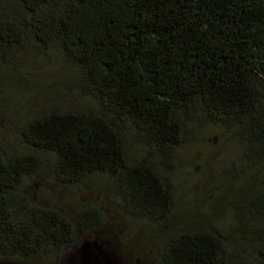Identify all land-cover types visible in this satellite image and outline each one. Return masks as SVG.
<instances>
[{
  "label": "trees",
  "instance_id": "1",
  "mask_svg": "<svg viewBox=\"0 0 264 264\" xmlns=\"http://www.w3.org/2000/svg\"><path fill=\"white\" fill-rule=\"evenodd\" d=\"M29 40L57 46L102 111L41 110L23 131L28 153L8 155L0 143V259L51 260L103 227L93 204L73 219L24 197L45 160L66 186L111 176L118 207L168 228L180 199L158 160L171 169L207 121L229 132L234 169L250 173L239 231L254 245L240 251L215 226L179 228L162 264H264V0H0V52ZM128 127L146 156L130 154Z\"/></svg>",
  "mask_w": 264,
  "mask_h": 264
},
{
  "label": "rangeland",
  "instance_id": "2",
  "mask_svg": "<svg viewBox=\"0 0 264 264\" xmlns=\"http://www.w3.org/2000/svg\"><path fill=\"white\" fill-rule=\"evenodd\" d=\"M77 75L57 46L44 49L29 40L24 49L8 55L0 52V143L8 155L29 152L23 131L35 112L55 107L102 111L100 104L74 85ZM127 129L132 132L130 154L146 156L149 150L135 139L131 127ZM158 161L180 199L179 213L168 228L130 217L118 207L116 180L111 176L96 175L66 186L45 160L39 172L26 180L24 197L73 219L80 209L93 204L101 209L103 227L81 236L60 257L40 262L0 259V264H162L161 248L169 234L192 227L215 226L236 241L240 251L243 245L251 251L255 236L239 231L238 212L250 193V173L235 170L241 166L240 153L225 128L203 121L177 150L171 169Z\"/></svg>",
  "mask_w": 264,
  "mask_h": 264
}]
</instances>
